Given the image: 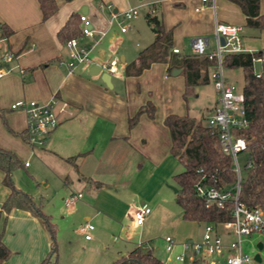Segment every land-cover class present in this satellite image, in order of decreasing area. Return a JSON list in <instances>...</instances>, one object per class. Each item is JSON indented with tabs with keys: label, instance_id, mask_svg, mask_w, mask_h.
Instances as JSON below:
<instances>
[{
	"label": "crops",
	"instance_id": "crops-1",
	"mask_svg": "<svg viewBox=\"0 0 264 264\" xmlns=\"http://www.w3.org/2000/svg\"><path fill=\"white\" fill-rule=\"evenodd\" d=\"M160 1L151 0L138 5L148 9L153 7L155 11V5ZM167 1L173 7L188 3L197 18L206 23L203 31L211 33L214 17L218 22L239 27L244 51L264 50V46L254 48L255 43L243 40L240 24L244 25V16L233 2L219 0L220 8L216 12L215 0L212 8L198 0ZM134 3L135 0H56L55 10L41 20L36 0H0V23L10 30L7 36L0 38V57L6 50L13 54L0 66L3 71L0 75V111H9L6 124L3 120L2 124L15 135L6 132L0 124V148L13 153L8 145L11 143L8 136L24 142V114L19 109L9 108L11 102L19 99L45 102L54 96L56 124L42 144L29 146V154L47 158L49 174L61 182V203L67 193L80 192L78 199L67 205L62 203L61 208L55 205L53 209H46L45 204L36 202L54 225L55 264H110L114 258L140 244L150 247L156 257L150 241L158 238L163 249L161 231L173 235V249L180 247L183 240L200 237V234L193 233L192 224H200L202 228L203 222L183 219L173 200L170 176L176 172V160L168 152V132L162 124L165 114H180L169 102L175 87L180 85L181 91L182 77L179 71L168 76L162 62L150 63L136 76H125L123 66L133 60L136 53L131 56L125 54L119 50L117 39L108 35L113 23L108 24L110 13H118L132 4L136 6ZM194 7L198 9L194 10ZM81 8L84 12H80ZM257 11L264 14V0H257ZM70 13L84 14L91 28L102 32L95 34L99 38L94 44L90 38L78 36V42L89 47L88 57L93 63L108 59L120 62L119 71L116 67V72L109 75L110 87L100 80L99 73H87L89 65H77L72 71H67L60 62L67 60V49L58 42L55 32ZM169 29L171 46L180 53ZM124 31L119 30L120 33ZM254 63L260 67L256 71L264 81V65ZM145 100L154 106L153 116L141 113L127 128V117ZM213 105L214 96L205 116ZM11 111L22 114L21 125H14ZM14 142L12 144H18ZM14 151L18 154L16 149ZM21 165L28 166L26 161ZM1 177L0 171V202L8 192L1 183ZM43 186H47V177ZM141 204L148 206L149 212L136 225L131 215ZM83 223L92 225L88 229V239H84L77 230ZM130 224L133 231L127 233ZM0 228L1 241L10 251L0 264L40 262L49 240L36 217L24 209L11 208L2 224L0 220ZM156 231H160L158 235ZM230 238V234L223 235L224 240ZM240 243L243 252L248 250L257 255L256 260L252 259L253 264H264V234L250 233L243 236ZM224 254L225 250H222L218 254L189 261L192 264H225Z\"/></svg>",
	"mask_w": 264,
	"mask_h": 264
},
{
	"label": "trees",
	"instance_id": "trees-1",
	"mask_svg": "<svg viewBox=\"0 0 264 264\" xmlns=\"http://www.w3.org/2000/svg\"><path fill=\"white\" fill-rule=\"evenodd\" d=\"M229 1L238 6L244 16L245 26L264 28V14L258 13L257 0ZM36 2L41 20L56 8V0H36ZM143 18L152 33V39L136 52L133 60L123 66V74L136 76L150 63L162 62L165 64L166 73H169L171 69L179 70L182 77L180 95L186 101L187 96L193 94L195 86L207 82V68L210 60L193 53L172 52L170 29L162 26L154 9L152 12L149 9L146 10ZM9 32L10 30L0 23V38L7 36ZM79 35L78 13L68 14L55 32V37L61 44ZM259 53L260 50L241 51L224 53L221 57L223 69L240 68L242 74L239 91L246 123L242 127H233L230 131L234 136L243 139L242 153L244 159L249 161L248 166L242 167L240 171L236 194V200L246 207L264 206V81L261 74L257 77L253 74L250 61L252 56H257ZM261 64L264 65V62ZM3 65L4 63L0 61V66ZM153 112L154 106L149 100H145L132 115L127 117V128L136 122L139 114L144 113L152 117ZM162 124L168 132V152L180 166V170L173 173L170 179L174 188L173 200L180 208L181 217L195 222L216 223L230 220L233 202L232 184L235 176L229 155L223 153L217 143V129L207 127L201 118L195 119L185 113H167L162 118ZM17 165L19 162L15 155L0 148L1 183L8 188L6 196L0 202L1 224L11 208L30 212L40 221L49 240L48 249L38 264H55L54 225L30 195L16 188L12 183L11 171ZM196 183L224 190L228 193V197L220 207H204L201 198L194 191ZM9 255V249L1 241L0 228V263ZM110 264H161V261L152 254L150 247L140 244L124 255L114 258Z\"/></svg>",
	"mask_w": 264,
	"mask_h": 264
},
{
	"label": "built area",
	"instance_id": "built-area-1",
	"mask_svg": "<svg viewBox=\"0 0 264 264\" xmlns=\"http://www.w3.org/2000/svg\"><path fill=\"white\" fill-rule=\"evenodd\" d=\"M200 4L213 7V0H198ZM198 7H194L197 10ZM151 12L153 8L149 9ZM136 15L135 7H129L118 13L111 12L108 18V24L111 22L119 25V30L123 31L124 27L120 25L124 19H129ZM79 20V37H88L92 44L96 43L102 32L95 31L91 28L84 14H78ZM79 37H71L64 41L63 45L67 49V60L60 61L66 67L67 71H72L77 65H90L93 62L88 57L89 47L78 42ZM211 41V42H210ZM190 53L203 56L210 60L207 68V78L210 80L214 94V105L211 112L204 117L207 127L217 129V143L221 151L230 157L232 171L235 180L232 184V210L231 219L222 222L202 223L200 237L194 240H183L179 243L181 251L172 256L176 262H182L184 256L182 251L188 252V258L202 259L207 256L218 254L225 250L223 262L225 264H253L252 257L241 250V238L250 233L264 234V206L263 207H246L236 200L238 191L239 175L242 167H246L249 161L245 158L239 165L237 154L242 153L244 141L239 136H234L230 129L233 127H242L246 121L243 117L242 96L231 83L226 81L221 64V57L224 53H233L244 51L241 45L239 27L236 25L218 22L212 18V32L210 36L198 35L189 39ZM171 51L178 52L176 47H171ZM13 54L6 50L0 57L1 62L9 60ZM251 66L254 62H264V50L259 55L250 58ZM116 59H108L102 63H95L99 70L108 75L116 72ZM253 74L257 77L259 72L252 69ZM3 73L0 70V75ZM56 102L54 96H50L45 102H36L33 100H15L9 104L11 109H19L24 114V139L30 146L42 144L48 132L56 124V117L53 112V105ZM194 191L201 198L203 206L220 207L222 202L228 197L224 190L217 189L210 185L194 184ZM80 197V192H69L62 197V203L67 205ZM149 207L141 204L136 207L131 215L132 222L136 225L142 222L143 217L148 214ZM92 227L89 223L80 224L77 230L82 233L84 239L89 238L88 229ZM230 234L231 238L224 240L223 235ZM163 249L170 253L174 246L173 239L165 235L162 237Z\"/></svg>",
	"mask_w": 264,
	"mask_h": 264
},
{
	"label": "rangeland",
	"instance_id": "rangeland-1",
	"mask_svg": "<svg viewBox=\"0 0 264 264\" xmlns=\"http://www.w3.org/2000/svg\"><path fill=\"white\" fill-rule=\"evenodd\" d=\"M151 0H135L136 6L129 5L130 7H135L136 15L129 19H124L120 25H122L125 29L123 33L119 32V25L116 23H112L111 27L108 31V35H111L112 38L117 39L115 42L118 45L119 50H123L125 54L132 55L135 54L137 50L141 49L145 46L152 38V34L146 25L143 15L148 9L147 6L138 5L139 3H143ZM160 1V0H157ZM149 3V2H148ZM124 8V7H123ZM218 8H220L219 0H215V10L218 12ZM110 9H108L109 11ZM124 10V9H123ZM154 13L157 15L164 27H170L172 31V41L176 43L177 47L180 49V53L186 54L190 53L189 49V39L194 36L204 35L210 36V32L207 30H202L205 27L206 23L197 18V14L194 13L191 9V6L186 3L184 6L173 7L171 3L167 0H161L155 5ZM236 24V23H235ZM240 24V23H237ZM241 30L240 33L242 35L243 40L251 41L254 48H258L260 46H264V29L249 27L240 24ZM212 32V31H211ZM211 42V41H210ZM258 44V45H256ZM260 44V45H259ZM256 46V47H255ZM126 55V56H127ZM115 56V55H114ZM117 57V55L115 56ZM119 64L117 63V70L119 71ZM252 69L254 71L260 70V67L257 63L252 65ZM224 75L226 77V81L231 83L237 90H239L241 85L242 74L240 68H228L223 69ZM168 76L169 73H166ZM175 92L170 95V104L176 110V112L180 114H187L195 119L201 118L202 122H204V117L207 112V107L211 104L213 100V96L215 91L213 86L208 79L206 83L200 84L194 87L193 94L187 96L186 101L181 98L180 85L174 88ZM161 98V94L159 93V99ZM162 100V98H161ZM160 100V101H161ZM164 102V101H163ZM2 111V109H1ZM9 111L3 109L2 117H0V124L3 129L10 133L7 128L4 126L5 118ZM12 113V118L15 126L21 125L23 121V116L17 112ZM2 120L4 121V125L2 124ZM8 126V125H6ZM12 136L14 134L10 133ZM15 136V135H14ZM13 139V140H12ZM8 145L11 147V151L16 155V158L19 162L12 171H11V180L12 183L18 187L20 190L26 192L31 196V198L35 202H41L45 204L46 209H53L56 206L61 208L62 203L59 198L60 195V180L55 179L53 175L49 174L47 169V161L46 157H41L36 154H29V144L24 139V142L18 138H13L8 136ZM17 141L18 144H12ZM17 150L18 154L14 151ZM244 155L243 153L237 154V161L239 165L243 163ZM26 161L27 167H23L21 163ZM175 170L176 172L180 170V166L175 162ZM47 177V186H43L44 178ZM171 185H169L170 187ZM171 189V188H170ZM193 233L198 235L201 233V225L200 224H192ZM164 230V229H163ZM125 231V230H124ZM131 224L127 227V233L132 232ZM160 231H156V235L159 234ZM161 238L164 235L170 236L172 239L173 235L164 231H161ZM122 234V233H121ZM154 235V233H153ZM111 239H109L110 241ZM174 240V239H173ZM55 242V240H54ZM117 242V240H116ZM56 244V243H55ZM254 245V244H253ZM150 246L154 250V254L161 261V264H177L172 260V256L180 252V247H175L168 254L166 253L161 246L160 240L157 238H152L150 241ZM56 250V246H55ZM184 256V262L182 264H192L188 258V252L186 250L182 251ZM247 253L250 257L253 256L254 252ZM57 254V251H56ZM195 264V263H194Z\"/></svg>",
	"mask_w": 264,
	"mask_h": 264
},
{
	"label": "water",
	"instance_id": "water-1",
	"mask_svg": "<svg viewBox=\"0 0 264 264\" xmlns=\"http://www.w3.org/2000/svg\"><path fill=\"white\" fill-rule=\"evenodd\" d=\"M80 12H84V8H81L80 9ZM178 69H171V74H176L178 73ZM87 73L90 74V75H96L99 73V78L100 80L107 86V87H110V83L108 81V78H109V75L103 71H100L99 70V66L95 63L91 64L88 66L87 68ZM173 191H174V188L171 186L170 187ZM252 259H257V255L256 254H253L252 256Z\"/></svg>",
	"mask_w": 264,
	"mask_h": 264
}]
</instances>
